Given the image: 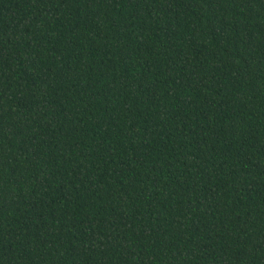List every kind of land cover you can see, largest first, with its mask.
<instances>
[{
    "label": "trees",
    "instance_id": "obj_1",
    "mask_svg": "<svg viewBox=\"0 0 264 264\" xmlns=\"http://www.w3.org/2000/svg\"><path fill=\"white\" fill-rule=\"evenodd\" d=\"M0 264H264V0H0Z\"/></svg>",
    "mask_w": 264,
    "mask_h": 264
}]
</instances>
